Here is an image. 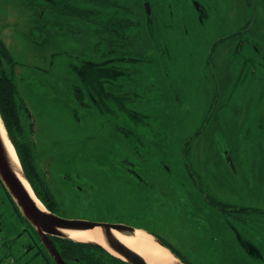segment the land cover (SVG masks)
Masks as SVG:
<instances>
[{
	"label": "rangeland",
	"instance_id": "374dc122",
	"mask_svg": "<svg viewBox=\"0 0 264 264\" xmlns=\"http://www.w3.org/2000/svg\"><path fill=\"white\" fill-rule=\"evenodd\" d=\"M103 1L74 0L97 13L72 14L67 21L49 16L35 25L32 11L19 8L18 0H0V38L17 62L27 108L21 123L48 183L60 191V215L143 221L185 264H264L237 253L226 219L230 212L207 198L229 201L234 176L224 151L230 150L239 168L244 163L247 172L259 173L258 191L249 190L248 198L264 208V137L249 141L243 129L249 122L241 108L247 95L240 57L229 56L231 39L212 49L215 39L250 19L251 9L245 0H232L229 8L215 0L221 11L202 25L191 0ZM255 2L263 27L264 0ZM114 11L128 21L124 38L102 23ZM213 19L224 25L211 26ZM90 62L128 72L105 84L108 92L126 96L128 111L113 98L106 97L102 110L86 90L79 96L77 88L85 86L77 68ZM132 162L169 188L155 186L149 202L138 194L132 198L135 181L124 167ZM66 177L84 187L90 182L91 194L71 189L68 195ZM5 196L0 189V264H47ZM259 216L247 221L259 228L255 236L264 247Z\"/></svg>",
	"mask_w": 264,
	"mask_h": 264
},
{
	"label": "flooded vegetation",
	"instance_id": "af4514ba",
	"mask_svg": "<svg viewBox=\"0 0 264 264\" xmlns=\"http://www.w3.org/2000/svg\"><path fill=\"white\" fill-rule=\"evenodd\" d=\"M20 3L19 8L29 9L32 11L31 16L33 18V23L35 25H41L42 22H47L46 17L49 16H57L60 19L68 20V18L72 15L74 0H18ZM193 1V2H192ZM223 4H226L227 8H229L232 0H222ZM44 2V6H43ZM248 8L251 9V17L250 19L239 29L228 32L224 36H220L215 39L213 43L212 49L221 44L222 42L231 39L232 45H228L229 48V56L240 57L241 71H240V80L244 83V90L246 92L247 97L245 96V101H242L243 105L242 110L245 115V122L243 124V129L245 130V135L247 139L252 138L255 140L258 135L264 137V85L260 87L259 82H264V36L262 33L264 32V26L262 27L261 21H259L258 25V17H257V9L255 0H245ZM150 3V2H149ZM192 6L196 13V20L202 24L207 25L210 18L213 17V13L220 12L219 5L215 0H191ZM151 4V3H150ZM118 7V6H117ZM152 7V5H151ZM120 8V7H119ZM88 9V8H87ZM118 10V9H117ZM113 17L120 20L121 18L118 16V12L113 13ZM150 23H153V11L149 16ZM104 27L107 29L105 21L102 22ZM211 26L224 25L223 21H219L216 19V22L211 20L209 23ZM257 25L259 27H257ZM117 26L119 23L117 22ZM259 28V31L253 32L255 28ZM256 28V29H257ZM264 34V33H263ZM127 60L131 58H125ZM239 84V82H238ZM108 96L104 98V104L106 105V97L111 99V93H107ZM79 96L84 97L79 94ZM253 98L255 100H253ZM250 120V121H249ZM253 151L254 149H249ZM226 155V162L228 167L234 176V181L232 185L229 186V201L225 203H221L214 198H208V200L218 207V204L225 205V210L230 212L229 217H227V224L229 226V231L231 233L234 241V246L238 250L237 253H242V255L249 259V261H259L264 262V247L261 245L258 240V236H255L256 231L259 229L254 226L252 223L248 222L247 219L251 215L260 214L259 217L264 218V208L257 207L254 203L248 198V192L252 189L253 193H256L255 187L256 182L259 180V173L248 171L244 163H242L241 168L238 167V164L235 162L234 156L230 150L224 151ZM227 155L231 157L232 163L227 160ZM125 170L132 175L134 178L135 186L133 187L134 195L132 198L138 194L140 199L149 202L152 198L153 190L155 186L158 188L161 186L162 188L168 187V182L159 181L155 182L149 174H142L138 165L135 163H126L124 164ZM246 168V169H245ZM258 171V170H257ZM262 177V175H261ZM66 188L68 189V195H71L69 190H78L81 194L88 193L91 194V183L89 182L88 187H84L79 183L78 179H70L66 177ZM90 188V191L88 190ZM59 191V190H58ZM54 191L56 198L60 196V191ZM258 191V190H257ZM87 194V195H88ZM148 210V209H146ZM136 211V210H135ZM140 216L143 215L142 211H136ZM62 216V215H61ZM64 217V216H63ZM69 218V217H68ZM92 221H100V222H110V223H124L136 228H141L150 231L155 236L157 235V231L153 226L147 224L143 221H133V222H124L120 220H106V219H91L88 217L81 218ZM254 226V227H253ZM250 228L254 230V235L249 233ZM248 229V232L246 231ZM160 238V237H159ZM165 242V241H164ZM166 243V242H165ZM222 257V255H221ZM252 259V260H251Z\"/></svg>",
	"mask_w": 264,
	"mask_h": 264
},
{
	"label": "trees",
	"instance_id": "16d2710c",
	"mask_svg": "<svg viewBox=\"0 0 264 264\" xmlns=\"http://www.w3.org/2000/svg\"><path fill=\"white\" fill-rule=\"evenodd\" d=\"M97 1L102 3L104 2L103 0ZM90 9L91 8L86 9L82 8L81 6L74 5L72 14L87 15L88 13H97L93 12L95 10ZM117 22L119 23V26H117ZM105 23L107 26V31H118L121 34V37L123 36L124 38L126 36L125 30L128 24L126 19L118 20L117 18L112 17L105 21ZM16 64L17 62L13 60L9 49L0 38V114L9 133L10 139L17 151L24 173L36 196L47 209L60 215V202L56 198L54 190L46 179V175L44 174L40 165V161L37 156L38 154L35 151L34 145L29 140V137L21 123V113L27 110V108L20 96L19 85L15 75ZM77 71L80 74L85 86L84 89L78 87L77 91H79V94L83 96H85V94L88 92L99 104V107L102 110L107 108L104 104L105 100L103 98L108 96V91L105 87V84H114L112 81L118 79L119 75L128 74V72L121 66H107L95 62L80 65L77 68ZM111 98L117 100L123 110L128 111L125 103L126 96L124 94L120 95L111 93ZM0 189H2L5 193V197L8 198L9 203L12 205L17 216L26 224L25 219L21 215L9 193L2 185L1 181ZM76 191L79 196L84 195V193L81 195V192L78 190ZM78 213V209L76 208V210H74L73 216L77 215ZM1 216H3V211L0 207V217ZM25 230L29 232L33 238L34 247L37 249L38 253L44 257L47 264H54L34 238L32 233L29 231L27 225ZM53 239L56 242L63 259L68 264H129L128 262L112 255L102 247L96 245L77 242L67 238L55 237ZM159 239L180 258V255L169 244L165 243L161 238Z\"/></svg>",
	"mask_w": 264,
	"mask_h": 264
},
{
	"label": "water",
	"instance_id": "95a60500",
	"mask_svg": "<svg viewBox=\"0 0 264 264\" xmlns=\"http://www.w3.org/2000/svg\"><path fill=\"white\" fill-rule=\"evenodd\" d=\"M146 10L147 14L150 16L152 14V7L149 2L146 3ZM1 123L5 127L0 114V124ZM6 134L7 138L11 141L8 131ZM227 160L232 163L231 157L228 155ZM19 164L20 169L11 158L2 131L0 129V181L25 219L29 231L32 233L34 238L54 264H68L63 259L60 250L53 239L55 237L67 238L77 242L88 243L102 247L112 255L128 262L129 264H149L142 255L126 246L116 235V233H119L132 237L135 236L138 230H143L144 232L153 236L155 241L160 246L169 250L173 254L176 260H174V262L171 264H185L168 246H166L160 241L158 237L148 230L136 228L124 223H110L81 218L63 217L47 209L43 203L44 209L40 208L35 198L23 182V179L27 181L32 189V192H34L24 173L20 159ZM95 229L99 230L104 242L114 253L98 242L75 240L68 234L70 231H86Z\"/></svg>",
	"mask_w": 264,
	"mask_h": 264
},
{
	"label": "bare ground",
	"instance_id": "6f19581e",
	"mask_svg": "<svg viewBox=\"0 0 264 264\" xmlns=\"http://www.w3.org/2000/svg\"><path fill=\"white\" fill-rule=\"evenodd\" d=\"M0 129L5 139L6 146L8 148L10 156L14 160L18 168L20 169L19 159L16 154L15 148L11 143V141L7 138V134H6L7 131L5 127L2 125V123L0 124ZM23 182L25 183V185L27 186V188L35 198L39 207L44 209L42 202L35 196L34 192H32V189L30 185L27 183V181L23 179ZM68 234L75 240L98 242L99 244L109 249L106 243L104 242L102 235L98 229L86 230V231H70L68 232ZM116 235L126 246H128L129 248L135 250L140 255H142L149 264H171L174 262V260H176V258L169 250L160 246L155 241L153 236L144 232L143 230H138L135 236L132 237L125 236L119 233H116ZM109 250L113 252L111 249Z\"/></svg>",
	"mask_w": 264,
	"mask_h": 264
}]
</instances>
